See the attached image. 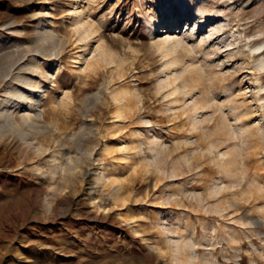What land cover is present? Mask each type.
Listing matches in <instances>:
<instances>
[{
    "label": "rangeland",
    "instance_id": "374dc122",
    "mask_svg": "<svg viewBox=\"0 0 264 264\" xmlns=\"http://www.w3.org/2000/svg\"><path fill=\"white\" fill-rule=\"evenodd\" d=\"M205 2L0 0V264H264V0Z\"/></svg>",
    "mask_w": 264,
    "mask_h": 264
},
{
    "label": "bare ground",
    "instance_id": "6f19581e",
    "mask_svg": "<svg viewBox=\"0 0 264 264\" xmlns=\"http://www.w3.org/2000/svg\"><path fill=\"white\" fill-rule=\"evenodd\" d=\"M205 1L206 0H183V3H182L181 6H182V8L192 9V11H193V13H194V15L196 17V20H198V19H200L199 17L202 16V15H200V6ZM152 33H153V31H152ZM262 45H263V43L262 44L261 43L260 44H256L253 48H251V50L253 51V50L260 49ZM252 63H253V67L255 68V70L257 72H259L260 70H264V55H260L257 58L253 59ZM186 66H184L185 69L187 68ZM188 67H190V65ZM188 70L186 69V71H188ZM183 71H185V70H183ZM183 73L184 72H182V74ZM182 74L180 75V77L182 76L181 77L182 86L184 87L185 90H189V88H190L189 82L192 81V80H195V79L197 80L196 76H198V75L195 74V76H194V74H192V75L189 74L190 79H188L187 77L184 78L183 77L184 74L183 75ZM25 83L28 86V88H26V87H17V86H12L11 87V91H12L11 94L15 97V98H13V101H11V102H13V105H15V106L19 105L22 102L25 104V106H26L25 111L26 112H24L21 117H22V119L24 121L27 122V121H29L31 119V113H30L31 112V106L34 104V102L32 101V98H33L32 97V94H33V90H32L33 82L30 79L26 78L25 79ZM256 87L259 88V89L261 87V83L259 82V80L256 81ZM14 111L15 110L10 109V108L5 109V111H3V113L1 114L0 123L3 122V121H6L11 126H14L15 125V120H14V117H13ZM262 117H264V116H262ZM261 120H263V118ZM241 127L243 128V125H241ZM222 155H223V159H222L221 162L226 163V162H229V161L232 160L231 159L232 158V154L225 152V153H222ZM223 169L225 170V172L227 171V167H224Z\"/></svg>",
    "mask_w": 264,
    "mask_h": 264
}]
</instances>
